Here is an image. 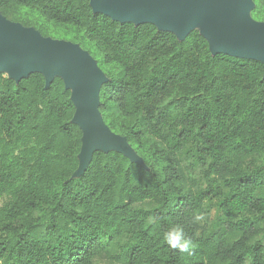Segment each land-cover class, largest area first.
Wrapping results in <instances>:
<instances>
[{
  "label": "trees",
  "instance_id": "obj_1",
  "mask_svg": "<svg viewBox=\"0 0 264 264\" xmlns=\"http://www.w3.org/2000/svg\"><path fill=\"white\" fill-rule=\"evenodd\" d=\"M0 11L48 36L43 15L101 57L100 111L146 165L96 151L73 177L83 133L64 80L0 73V264H264L262 62L213 55L199 29L181 41L113 20L90 0H0ZM177 226L191 255L163 238Z\"/></svg>",
  "mask_w": 264,
  "mask_h": 264
},
{
  "label": "water",
  "instance_id": "obj_2",
  "mask_svg": "<svg viewBox=\"0 0 264 264\" xmlns=\"http://www.w3.org/2000/svg\"><path fill=\"white\" fill-rule=\"evenodd\" d=\"M95 13L135 25L152 23L184 40L199 29L213 55L224 53L264 64V21L256 20L254 0H90ZM17 82L40 72L46 88L61 77L76 111L73 122L82 130V176L96 151H117L146 166L126 136L114 132L100 111V92L110 81L98 60L79 43L44 36L34 26L8 19L0 11V73Z\"/></svg>",
  "mask_w": 264,
  "mask_h": 264
},
{
  "label": "clouds",
  "instance_id": "obj_3",
  "mask_svg": "<svg viewBox=\"0 0 264 264\" xmlns=\"http://www.w3.org/2000/svg\"><path fill=\"white\" fill-rule=\"evenodd\" d=\"M156 219L157 218L154 217L150 222H155ZM194 219L196 221L204 222L206 217L203 213H200L195 215ZM163 238L171 249L178 250L181 253H188L191 255L196 247L194 241L190 238H187L183 228L179 226L169 230Z\"/></svg>",
  "mask_w": 264,
  "mask_h": 264
},
{
  "label": "rangeland",
  "instance_id": "obj_4",
  "mask_svg": "<svg viewBox=\"0 0 264 264\" xmlns=\"http://www.w3.org/2000/svg\"><path fill=\"white\" fill-rule=\"evenodd\" d=\"M40 22L41 23H44V25L48 28V31H49V34H48V36L49 37H52V38H55V39H61V40H69V41H71L70 39H68V37L67 36H65V35H62V34H58V33H55L56 31H53L54 30V25H53V23L52 22H48L47 20H46V18L43 16V15H40ZM39 22V23H40ZM99 56V55H98ZM98 61H99V63L101 64V57L99 56V57H97L96 58ZM104 69V68H103ZM7 75H8V72L6 73ZM211 220H212V218L211 219H207L206 218V220L204 221V222H200L199 221V227L200 228H202V227H206V225H208V223L209 222H211ZM98 262L100 263V264H114L111 260H109V258L108 257H106V256H102L101 258H99L98 259Z\"/></svg>",
  "mask_w": 264,
  "mask_h": 264
}]
</instances>
